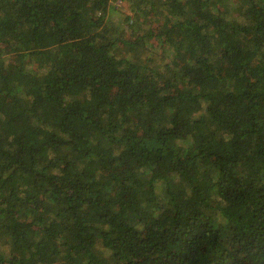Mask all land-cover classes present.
Masks as SVG:
<instances>
[{"label":"trees","instance_id":"obj_1","mask_svg":"<svg viewBox=\"0 0 264 264\" xmlns=\"http://www.w3.org/2000/svg\"><path fill=\"white\" fill-rule=\"evenodd\" d=\"M0 0V264H264V0Z\"/></svg>","mask_w":264,"mask_h":264},{"label":"rangeland","instance_id":"obj_2","mask_svg":"<svg viewBox=\"0 0 264 264\" xmlns=\"http://www.w3.org/2000/svg\"><path fill=\"white\" fill-rule=\"evenodd\" d=\"M121 2H122V3H120V1H119V3H118V6H121V7H119V8H124V9H126V12H127L130 16H132V13H130V11L128 10V3H126V2H124V1H122V0H121Z\"/></svg>","mask_w":264,"mask_h":264},{"label":"built area","instance_id":"obj_3","mask_svg":"<svg viewBox=\"0 0 264 264\" xmlns=\"http://www.w3.org/2000/svg\"><path fill=\"white\" fill-rule=\"evenodd\" d=\"M120 3H122V2L120 1Z\"/></svg>","mask_w":264,"mask_h":264}]
</instances>
